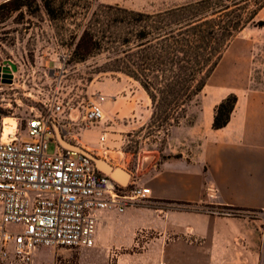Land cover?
<instances>
[{
	"label": "crops",
	"instance_id": "crops-1",
	"mask_svg": "<svg viewBox=\"0 0 264 264\" xmlns=\"http://www.w3.org/2000/svg\"><path fill=\"white\" fill-rule=\"evenodd\" d=\"M226 53L188 108L183 120L192 122L170 129L171 157L145 180L152 205L103 214L97 242L130 247L138 231L153 236L118 264H264V91L246 90ZM231 94L238 100L229 123L213 129L216 107ZM99 252L83 251L79 264H96Z\"/></svg>",
	"mask_w": 264,
	"mask_h": 264
},
{
	"label": "rangeland",
	"instance_id": "rangeland-1",
	"mask_svg": "<svg viewBox=\"0 0 264 264\" xmlns=\"http://www.w3.org/2000/svg\"><path fill=\"white\" fill-rule=\"evenodd\" d=\"M9 1H0V5ZM83 1L86 3L56 0L72 10L70 16L51 19L40 4L38 8H24L0 21V74L8 71L14 81L10 86L0 81V114L23 120L24 128L25 118L33 116L41 109V100H47L56 92L65 104L78 107L81 112H85L90 102L103 96V122L84 130L75 139L63 140L114 168L127 171L131 176L129 184L136 182L147 187L145 180L171 157L169 132L164 127H151L152 106L139 83L106 70L111 63L107 52L79 62L73 57L74 51L83 30L93 23L92 12L100 4H119L154 13L200 0ZM257 21H264V11ZM224 63L235 70V74H244L246 90L264 91V27L249 26L241 32L231 43ZM212 84L213 79L209 86ZM193 118L194 115H190L181 122L191 123ZM104 136L106 141L101 144L99 140ZM55 150V145L50 144L48 153L53 154ZM146 205H152L151 198L134 206ZM139 232L135 245L130 247L97 242L95 248L100 255L96 264H118L121 255L137 253L140 242H148L153 237L148 231V240L138 241ZM82 252L43 248L36 252L34 264H79Z\"/></svg>",
	"mask_w": 264,
	"mask_h": 264
},
{
	"label": "built area",
	"instance_id": "built-area-1",
	"mask_svg": "<svg viewBox=\"0 0 264 264\" xmlns=\"http://www.w3.org/2000/svg\"><path fill=\"white\" fill-rule=\"evenodd\" d=\"M0 81L13 85V74L2 72ZM104 101L102 96L81 112L56 92L41 100V109L25 118L24 128L23 120L15 118L18 125L7 140L2 138L5 114H0V264H34L36 252L48 247L95 248L103 214H122L151 198L149 187L120 184L58 138L75 139L101 124ZM105 141V136L99 140ZM50 144L56 148L53 154ZM138 236V241L148 240L149 232L141 230Z\"/></svg>",
	"mask_w": 264,
	"mask_h": 264
},
{
	"label": "trees",
	"instance_id": "trees-1",
	"mask_svg": "<svg viewBox=\"0 0 264 264\" xmlns=\"http://www.w3.org/2000/svg\"><path fill=\"white\" fill-rule=\"evenodd\" d=\"M40 4L51 19L72 14L56 0H10L0 5V21ZM263 9L264 0H200L154 13L100 4L73 57L83 62L107 52L106 70L139 83L151 101V127L169 132L186 117L236 37L249 26L264 27L257 21ZM237 100L231 94L216 107L213 129L227 126Z\"/></svg>",
	"mask_w": 264,
	"mask_h": 264
},
{
	"label": "water",
	"instance_id": "water-1",
	"mask_svg": "<svg viewBox=\"0 0 264 264\" xmlns=\"http://www.w3.org/2000/svg\"><path fill=\"white\" fill-rule=\"evenodd\" d=\"M58 138H59L61 144L65 148L76 151V152L81 153L84 156L90 158L95 163L97 168L102 173H104L105 175H108L109 177L113 178L114 180H116L117 182H119L122 185H128L129 184L131 176L127 171H125L121 168H114L109 163H107L105 160L91 155L90 153L84 151L80 147H77V146H74V145H71V144L65 142L59 134H58Z\"/></svg>",
	"mask_w": 264,
	"mask_h": 264
},
{
	"label": "bare ground",
	"instance_id": "bare-ground-1",
	"mask_svg": "<svg viewBox=\"0 0 264 264\" xmlns=\"http://www.w3.org/2000/svg\"><path fill=\"white\" fill-rule=\"evenodd\" d=\"M18 125V122L13 117H5L3 120V132H2V138L3 140H7L9 134L14 133L15 129Z\"/></svg>",
	"mask_w": 264,
	"mask_h": 264
}]
</instances>
